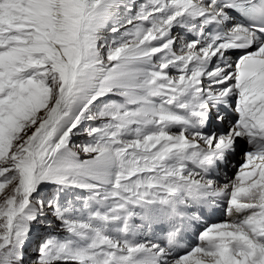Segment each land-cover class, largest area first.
Instances as JSON below:
<instances>
[{
	"label": "snow or ice",
	"instance_id": "obj_1",
	"mask_svg": "<svg viewBox=\"0 0 264 264\" xmlns=\"http://www.w3.org/2000/svg\"><path fill=\"white\" fill-rule=\"evenodd\" d=\"M0 264H264V0H0Z\"/></svg>",
	"mask_w": 264,
	"mask_h": 264
},
{
	"label": "rangeland",
	"instance_id": "obj_2",
	"mask_svg": "<svg viewBox=\"0 0 264 264\" xmlns=\"http://www.w3.org/2000/svg\"><path fill=\"white\" fill-rule=\"evenodd\" d=\"M81 139H83V138H81ZM56 229H55V224L53 223L52 224V227L49 229V228H46L45 229V233H47V232H49V231H55ZM30 253H31V255H32V257L34 258V256H35V242L30 246Z\"/></svg>",
	"mask_w": 264,
	"mask_h": 264
},
{
	"label": "bare ground",
	"instance_id": "obj_3",
	"mask_svg": "<svg viewBox=\"0 0 264 264\" xmlns=\"http://www.w3.org/2000/svg\"><path fill=\"white\" fill-rule=\"evenodd\" d=\"M187 235H188V233L185 234V237H186ZM185 237H184V238H185Z\"/></svg>",
	"mask_w": 264,
	"mask_h": 264
}]
</instances>
